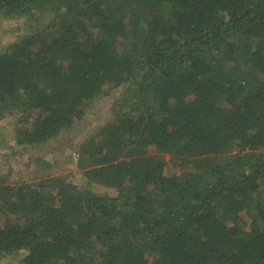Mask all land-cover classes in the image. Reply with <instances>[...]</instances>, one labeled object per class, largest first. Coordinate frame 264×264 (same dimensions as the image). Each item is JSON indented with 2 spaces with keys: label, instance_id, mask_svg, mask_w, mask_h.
<instances>
[{
  "label": "trees",
  "instance_id": "1",
  "mask_svg": "<svg viewBox=\"0 0 264 264\" xmlns=\"http://www.w3.org/2000/svg\"><path fill=\"white\" fill-rule=\"evenodd\" d=\"M2 27L15 147L111 120L75 183L0 174L1 261L264 264V0H0Z\"/></svg>",
  "mask_w": 264,
  "mask_h": 264
},
{
  "label": "rangeland",
  "instance_id": "2",
  "mask_svg": "<svg viewBox=\"0 0 264 264\" xmlns=\"http://www.w3.org/2000/svg\"><path fill=\"white\" fill-rule=\"evenodd\" d=\"M49 20L47 15L41 18V22L45 23ZM15 40L14 33L8 32L4 27L0 30V48L5 47L9 42ZM104 108L101 109L103 111ZM92 112V111H91ZM83 127H74L61 135L58 140L49 142L42 147L31 150H23L22 147H15V142L11 139L13 126L15 120L7 119L0 123V174H5L11 170L22 178H29L30 175L26 169L32 164L36 163L38 168L47 175L50 174L55 177H65L69 181L75 183L74 161L76 159V148L85 143L102 125L111 120V116L100 118V114L91 113ZM46 156L51 161V168H45L43 157ZM41 164V165H40ZM27 173L25 176L21 174ZM12 259L8 261L0 260V264H15Z\"/></svg>",
  "mask_w": 264,
  "mask_h": 264
}]
</instances>
